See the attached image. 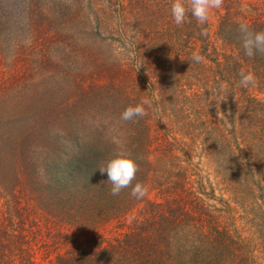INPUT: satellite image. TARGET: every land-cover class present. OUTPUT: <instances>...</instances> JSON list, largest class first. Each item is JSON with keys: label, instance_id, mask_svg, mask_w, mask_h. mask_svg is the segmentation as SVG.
Returning <instances> with one entry per match:
<instances>
[{"label": "trees", "instance_id": "trees-1", "mask_svg": "<svg viewBox=\"0 0 264 264\" xmlns=\"http://www.w3.org/2000/svg\"><path fill=\"white\" fill-rule=\"evenodd\" d=\"M172 3L0 0V264H264V54L239 31H264V0H224L203 26ZM86 116L96 144L62 147ZM120 151L143 198L111 194L99 168Z\"/></svg>", "mask_w": 264, "mask_h": 264}, {"label": "clouds", "instance_id": "clouds-1", "mask_svg": "<svg viewBox=\"0 0 264 264\" xmlns=\"http://www.w3.org/2000/svg\"><path fill=\"white\" fill-rule=\"evenodd\" d=\"M224 0H173L171 6V15L177 26L182 25L186 17L191 14L196 19L199 25L206 24L213 10L222 7ZM239 31L242 34V47L245 55L249 58L253 57L257 52L264 54V31L254 32L249 30L247 24H240ZM201 35H207V29L201 28ZM192 59L200 63L203 57L199 54H193ZM239 85L248 87L254 86L256 77L253 73H240ZM150 106L148 99H142L135 106H128L121 114V120L132 121L135 117H144L147 115L145 106ZM101 173H107L108 181L111 183V194L119 195L120 192L131 187V195L137 199L146 196L148 189L142 182H137L134 186L132 182L136 179L139 170L137 158L124 151L118 152L112 159H110L106 166L99 168Z\"/></svg>", "mask_w": 264, "mask_h": 264}, {"label": "rangeland", "instance_id": "rangeland-1", "mask_svg": "<svg viewBox=\"0 0 264 264\" xmlns=\"http://www.w3.org/2000/svg\"><path fill=\"white\" fill-rule=\"evenodd\" d=\"M75 24L77 23L76 21H74ZM58 72V71H56ZM55 72V73H56ZM58 74L56 77L54 74H51V77H47L46 78V82H45V86L49 87V98L55 99H59V100H66L65 95L63 93L66 94V97L68 95L69 90H65L63 92V90L69 89L70 86L72 85V81L70 78L67 77V75L65 74H61V72L56 73ZM39 77L36 76V81L38 80ZM35 79L33 80V82H35ZM40 80H42L41 78H39ZM39 81V80H38ZM36 83V82H35ZM38 84V82L36 83ZM53 99H51V101H54ZM91 117L86 116L84 117L83 120L79 121V127L78 130L75 132V135L77 133H79L77 136V139L75 138H71V139H61L60 142L62 141V147H66V149H68L71 152L75 151V147H76V143L77 142H81L84 141V147H90L92 146V144L94 143V145L96 144L95 140H94V135H95V130H94V121L92 119H90ZM62 125H64V121L61 122ZM66 125V124H65ZM78 137H80V140H78ZM105 137L107 138H112L113 141H115V143H117V140H114V136H113V132L111 129H109L106 133H105ZM42 251H38V254L36 255V261L37 264H48V259H46V257L44 255H42Z\"/></svg>", "mask_w": 264, "mask_h": 264}]
</instances>
